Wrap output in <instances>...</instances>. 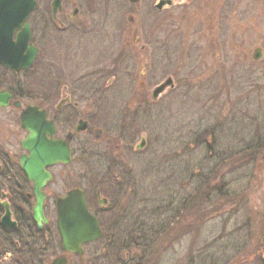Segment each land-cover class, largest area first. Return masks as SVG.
Wrapping results in <instances>:
<instances>
[{"label":"rangeland","instance_id":"rangeland-1","mask_svg":"<svg viewBox=\"0 0 264 264\" xmlns=\"http://www.w3.org/2000/svg\"><path fill=\"white\" fill-rule=\"evenodd\" d=\"M202 1L213 13V1ZM152 2L142 0L132 23L111 9L103 59L93 62V69L105 68V80L91 77L83 87L93 127L103 134L91 141L94 153L105 151L106 194L117 191L109 185L118 180L115 170H132L139 185L134 208H123L129 218L105 220L97 250L105 248V264H264V57L252 59L256 47L264 55V1L221 0L218 31H205L198 5L176 6L169 20L173 45L156 60L148 45ZM114 25L143 34L129 66ZM38 78L29 89H40ZM167 79L174 89L154 101L152 90ZM11 130L18 142V126ZM142 138L145 147L134 154ZM74 182L80 185L78 177ZM67 186L59 184L61 193ZM143 220L149 226L137 224Z\"/></svg>","mask_w":264,"mask_h":264},{"label":"flooded vegetation","instance_id":"flooded-vegetation-1","mask_svg":"<svg viewBox=\"0 0 264 264\" xmlns=\"http://www.w3.org/2000/svg\"><path fill=\"white\" fill-rule=\"evenodd\" d=\"M212 1L215 5L213 13L207 1L202 5V0H153L148 42L151 59L156 60L159 50H169L173 45L169 20L176 6L187 9L193 4L194 7L198 5L199 10L193 9L200 14L197 17L201 19L205 31L211 30V27L218 31L220 10L225 3ZM141 2L16 0L13 13L7 10L8 2L0 0V92L11 97L7 106L0 107V264H92L93 260L105 264V248L97 250L96 247L105 240V220L116 217L124 221L129 218V213L123 208L125 205L126 209L134 208L139 185H136L137 179H133L132 170H115L112 174L118 180L109 182V185L117 191L106 194L105 179L111 177L105 172V151L100 149V153H94L91 141L92 135L94 141H101L103 134L93 127L95 118L91 102L87 105L83 103L87 96L83 87H87L86 81L91 77L105 80V68L93 69L97 66L93 62L102 53L101 45L105 46V40L109 38L105 37V22L109 20L111 9L118 13L126 12L132 23L135 15L137 18L141 16ZM31 3L33 6L29 11ZM9 13L12 17L7 19ZM22 15L26 16L25 19ZM96 17L102 22L99 27ZM113 27L120 30L118 38L125 40L122 59L129 66L133 60L131 53L142 42L143 34L137 35V27L132 31L127 25ZM92 37L100 38L103 43L92 42ZM214 39L217 42L216 37ZM256 50L259 51V60L253 58ZM263 57L262 48L256 47L252 53L253 61H261ZM5 59L21 67H5L8 63ZM35 75H39L40 89L31 90L29 84ZM114 80L112 77L108 85ZM94 91L96 96L105 94V88L99 85ZM29 109H34L35 113L29 114ZM22 120L24 123L40 122V128L34 133L43 149L50 151L48 145L44 147V142H57L65 144L69 152L67 162L43 168L37 178V181L42 178L38 187L37 181L35 183L28 178L21 164L23 159L32 158L29 148L24 146L25 142L29 143L32 134L22 125ZM17 126L21 134L18 142L16 138L19 134L11 130ZM108 144L105 142V147ZM142 149L136 146L134 154ZM46 157L49 158L50 154ZM111 160L117 162L114 158ZM76 161L78 165H75ZM76 167L79 169L76 170ZM75 177L79 178V186L74 182ZM60 183L68 184L63 193ZM76 188L83 191L87 208L97 218L101 228L99 240L82 246V256L64 252L58 232V202ZM38 202L42 207L40 219L35 216ZM149 222L143 220L137 224L149 226ZM261 253L264 255V247Z\"/></svg>","mask_w":264,"mask_h":264},{"label":"water","instance_id":"water-1","mask_svg":"<svg viewBox=\"0 0 264 264\" xmlns=\"http://www.w3.org/2000/svg\"><path fill=\"white\" fill-rule=\"evenodd\" d=\"M7 3V10L14 13L16 6L14 3L16 0H6ZM138 1V0H132ZM31 6L29 11L31 10ZM28 11V12H29ZM12 17L9 13L7 15V19ZM25 15H22V19H25ZM30 51V48H29ZM259 51H255L253 58L255 60H259ZM8 63L7 66L11 68H19L20 65H14L11 61L5 59ZM30 62V61H29ZM30 65V64H29ZM173 87L171 79L166 80L163 84L157 87L153 93V99H156L160 93H162L166 88ZM10 96L6 93H0V106H6L8 104V100ZM29 114L35 113L34 109H29ZM22 125L31 132L32 136L30 137L29 143H24V146L29 148L30 153L32 154V158L29 160L23 159L22 168L26 171L28 178L37 181V178L42 174L43 168L46 166L53 165L58 162H66V158L68 156V151L66 145L63 143L57 142H50L45 143L44 147L47 148V145L50 147V151H47L42 148V145H39L36 141V134L34 133L35 130L39 129L41 124L39 121L35 122H26L24 123L22 120ZM144 147V141L141 143L139 148ZM50 157L47 158L46 155ZM64 157V159L62 158ZM45 178H48L45 175ZM37 181V187L40 186L41 182ZM58 229L61 236L62 246L63 249L67 252L74 253L77 255H82V244L89 243L91 241L97 240L100 235L101 231L98 225V221L87 211L84 195L82 191L79 189L73 190L64 198H61L58 205ZM42 215V207L41 203L38 202L37 207L35 208V216L37 219H40ZM261 241L264 243V238H261Z\"/></svg>","mask_w":264,"mask_h":264}]
</instances>
